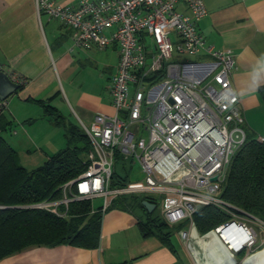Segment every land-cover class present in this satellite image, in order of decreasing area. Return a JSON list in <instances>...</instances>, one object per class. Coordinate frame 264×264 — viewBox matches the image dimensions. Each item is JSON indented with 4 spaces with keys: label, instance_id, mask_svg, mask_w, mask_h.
<instances>
[{
    "label": "built area",
    "instance_id": "obj_1",
    "mask_svg": "<svg viewBox=\"0 0 264 264\" xmlns=\"http://www.w3.org/2000/svg\"><path fill=\"white\" fill-rule=\"evenodd\" d=\"M34 2L38 17L57 20L70 31V51H102L115 45L119 62L109 85L114 114H95L89 127L79 122L94 161L60 187V199L26 209L65 218L71 203L89 201L92 207L94 199H100L96 211L104 213L120 197L135 195L160 199V212L169 225L189 221L194 228L193 215L201 207L256 219L220 198L247 132L231 82L235 56L216 49L197 29L207 15L203 0H79L76 6ZM177 4L189 15L177 11ZM173 54L177 59L198 58L175 63L170 62ZM0 72L20 86L25 83L2 66ZM5 108L6 102L0 101V117ZM256 141L262 143L264 137ZM124 164L129 170L138 164L141 184L111 188L115 168ZM232 226L237 228L230 241L223 242L242 241L234 249L237 254L256 240L257 233L236 220L216 230ZM178 235L182 241L189 236L185 230Z\"/></svg>",
    "mask_w": 264,
    "mask_h": 264
},
{
    "label": "crops",
    "instance_id": "obj_2",
    "mask_svg": "<svg viewBox=\"0 0 264 264\" xmlns=\"http://www.w3.org/2000/svg\"><path fill=\"white\" fill-rule=\"evenodd\" d=\"M54 1L61 6H76L79 2ZM203 3L207 15L198 22L197 29L216 49L234 54L236 70L231 82L240 98L245 130L255 138L264 137V102L258 93L264 86V0H203ZM176 9L189 15L182 4H177ZM56 21L45 15L38 17L34 0H0V66L25 82L14 95L19 102L18 109L13 101L6 102L2 122L8 126L4 132L15 136L14 128L18 126L23 131V140L30 134L33 143L27 141L40 145L43 160L64 149L59 143L67 144V133L62 126L55 125L37 101L55 108L65 125L81 122L89 127L95 114H114L109 87L85 90L78 77H74L81 66L90 64L95 49L70 51V31ZM102 52L107 56L115 54V73L118 48L112 45ZM10 141L14 146L21 139ZM91 209L95 212L99 207L92 204ZM138 218V212L110 207L101 213L97 247L32 246L2 258L0 264H197L185 247L173 243L172 237L168 244L156 236L145 237L139 229ZM216 233L226 242L230 241L227 231L220 229L215 232V239L209 238L212 233L201 238L192 233L189 244L196 242L203 247L202 240L209 238V243L218 240L222 247H213L216 263L233 264L230 258H234V249L241 243L231 240L225 246ZM261 255H258L260 260L264 256ZM202 264H212V261Z\"/></svg>",
    "mask_w": 264,
    "mask_h": 264
},
{
    "label": "trees",
    "instance_id": "obj_3",
    "mask_svg": "<svg viewBox=\"0 0 264 264\" xmlns=\"http://www.w3.org/2000/svg\"><path fill=\"white\" fill-rule=\"evenodd\" d=\"M258 93L264 102V86L259 88ZM36 103L44 108L55 125L65 129L67 144L38 169L28 171L18 164L16 152L1 136L8 125H3L0 117V260L32 246L71 244L95 248L98 245L101 212H92L89 201L71 203L65 218L39 209L25 208L30 204L60 199V187L87 169L81 156L91 148L80 125H65L55 108L41 101ZM118 168L122 167L115 168L111 188L126 184L125 173L118 171ZM220 198L264 221V142L259 143L255 137L247 134L246 143L230 163ZM143 201L156 205L153 198L134 195L120 197L111 207L138 212V226L144 236H156L168 244L185 222L177 225L161 223L158 221L160 214L155 215L156 208L151 214L148 213L142 205ZM229 219L216 207L198 208L193 215L196 230L207 236L217 227L228 223Z\"/></svg>",
    "mask_w": 264,
    "mask_h": 264
},
{
    "label": "rangeland",
    "instance_id": "obj_4",
    "mask_svg": "<svg viewBox=\"0 0 264 264\" xmlns=\"http://www.w3.org/2000/svg\"><path fill=\"white\" fill-rule=\"evenodd\" d=\"M92 56L93 57H91V59H90V64H86L84 66H81L79 68V71L75 73L76 75L74 77L75 78L78 77L80 85H82L83 89H85V90H93L96 87L101 88V86L104 90H106L110 85V78L114 74L113 73L114 72L113 64H114L115 54L114 55L110 54L109 56H107V55H104V52L95 50L93 52ZM194 58H198V57L183 56V57H181V59H177V56L175 54H173V57H172L170 62L176 63V62L182 61V60L194 61L195 60ZM11 101H13L12 104L14 103L15 109L17 110L19 102H18L16 96H14V95L10 96L9 98H7L5 100V102H8V103H11ZM58 101H60V100H58ZM33 107H35V106H33ZM35 109H37V108H35ZM33 113H37V110L36 111L33 110ZM14 129L17 131V135L11 136L9 134V132H4L1 134V136L11 146V148L16 152L19 165L23 166L28 171H34V170L38 169L43 164V162L45 161L41 157L42 153L40 151V145L39 144H31V143H33V139L31 138L30 134L29 135L27 134V138L23 140L21 138L22 136H24L23 131L18 126H16ZM262 132H264V131H262ZM34 136H36V135H34ZM11 138L12 139L13 138H19V139H21V141L19 143H17L18 145L14 144V146H13L11 144V141H10ZM27 140L28 141L31 140L30 141L31 143H29ZM90 145H91V143H90ZM59 146H63L65 148L66 142L65 143H59ZM92 151L93 150H92V146H91L89 151H87L85 154H83L81 156L83 163L87 164V167L95 159L93 157ZM121 167L122 168H118L117 170L123 171L125 173L124 177L126 178V183L141 184L142 173H141V170H140V167L138 166V164L133 165L131 173L129 175V179H127V177H126V174L129 172L128 166H126V164H124ZM152 198L156 200L155 215L157 216L160 214V217H161V219H159L158 221H160L161 223L162 222L165 223L166 221L160 212V210H161L160 199H158L156 196L152 197ZM92 204H93V207L97 208V207H100L101 201L99 199H94ZM30 205H33V204H30ZM224 213H226V212H224ZM226 215H228V217H230L228 222H230L232 220H236V221L241 222V223L244 222L247 225L251 226L257 233V238L251 245L245 247L239 253L234 254L235 259L229 257L231 259V261L234 260L233 264H246V263L253 264L256 261L264 262V256H262V255H264V221H262L261 219H259L256 216H254V218H256V219H246L240 213H234V214L226 213ZM232 215H235V217H233ZM258 222H260V223H258ZM193 224H194V222H193ZM171 227L174 228L176 226H171ZM235 229L236 228L234 227V228L228 230L227 233L230 235L231 232H233ZM181 230L187 231L189 236L187 237L186 240L182 241L180 236L178 235V233H174V235L172 236V241L174 244H176L179 247H185L188 254L193 255L197 264H202L203 262H210V260L212 261V264H217L215 261L216 257H217L215 255L216 251L213 247L219 248V247H222V245L218 242V240H215L216 242H214V243L208 242L210 237H214V234H215L214 230L212 232H210V233H212V235L209 236V238L201 241L204 244L203 247L199 246L196 242H194L193 245L189 244L191 232L197 234L200 238L206 235V234L201 235L196 230L195 225L193 228L191 223L189 221H187L184 223ZM218 238H219V236H218ZM213 239H215V237ZM261 253H262V255H261ZM258 255L262 256L261 260H260Z\"/></svg>",
    "mask_w": 264,
    "mask_h": 264
},
{
    "label": "water",
    "instance_id": "obj_5",
    "mask_svg": "<svg viewBox=\"0 0 264 264\" xmlns=\"http://www.w3.org/2000/svg\"><path fill=\"white\" fill-rule=\"evenodd\" d=\"M19 89V84L13 82L6 73L0 72V101H5L10 96L17 94ZM215 180V178L212 179V181ZM142 205L150 214L154 211L156 207L154 204L148 201H143Z\"/></svg>",
    "mask_w": 264,
    "mask_h": 264
},
{
    "label": "bare ground",
    "instance_id": "obj_6",
    "mask_svg": "<svg viewBox=\"0 0 264 264\" xmlns=\"http://www.w3.org/2000/svg\"><path fill=\"white\" fill-rule=\"evenodd\" d=\"M237 228V226H232L230 229H232V228ZM217 229V228H216ZM216 229H214V232H217V230ZM221 229H224L225 230V232L226 231H228V230H230V229H228V230H226V228L225 227H223V228H221ZM220 230V229H219ZM218 230V231H219ZM193 231V230H192ZM232 233V232H231ZM191 235H192V232L190 233V239L189 240H191ZM217 235H218V233H217ZM219 236V235H218ZM220 238H221V236H219ZM230 238H231V234H230ZM222 239V238H221ZM222 241H223V239H222ZM237 242V241H236ZM190 243V242H189ZM224 243V242H223ZM239 243H241L242 244V241H240ZM241 244H239L238 245V248L237 249H239V247H240V245ZM226 246V245H225ZM227 249H228V247H227ZM229 250V249H228ZM254 264H262L261 262H259V261H257L256 263H254Z\"/></svg>",
    "mask_w": 264,
    "mask_h": 264
}]
</instances>
